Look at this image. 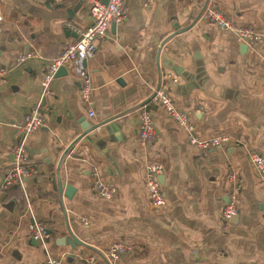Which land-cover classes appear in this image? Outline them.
Listing matches in <instances>:
<instances>
[{"label":"crops","instance_id":"obj_1","mask_svg":"<svg viewBox=\"0 0 264 264\" xmlns=\"http://www.w3.org/2000/svg\"><path fill=\"white\" fill-rule=\"evenodd\" d=\"M127 18L110 28L84 62L93 80L95 116L81 98L75 66L66 67L43 100L45 126L29 137L24 189L0 194V264H105L116 243L130 250L117 264H264V180L249 155L264 156V0H125ZM213 8L261 35L237 41L203 18ZM0 186L13 162L19 127L37 107L52 60L91 25L87 0H0ZM177 29H180L177 31ZM34 54L16 65L19 55ZM161 83L201 139L230 143L201 151L153 100ZM172 84L174 86L172 87ZM155 141L140 143L142 110ZM98 142L77 140L83 128L107 123ZM119 125L109 135L106 127ZM103 144V147L100 144ZM164 165L163 209L152 207L146 168ZM118 189L113 200L91 190L94 173ZM235 174L236 182L230 181ZM71 186L70 197L61 195ZM235 194L238 219L228 231L222 213ZM47 227L45 246L32 236ZM68 230L90 248L67 245ZM90 257L94 262H90Z\"/></svg>","mask_w":264,"mask_h":264},{"label":"built area","instance_id":"obj_2","mask_svg":"<svg viewBox=\"0 0 264 264\" xmlns=\"http://www.w3.org/2000/svg\"><path fill=\"white\" fill-rule=\"evenodd\" d=\"M157 0H143V5L150 8ZM89 13L91 17V25L80 32L77 42L65 48L60 55L51 61L47 67L42 79V93L40 101L35 109H33L26 117L22 126L19 127L20 140L13 148V162L10 170L0 186V194L3 190L18 186L24 189L25 181L30 178L34 171L27 166L26 144L30 136L45 126V113L42 107L43 100L50 94V85L56 78V74L62 67L75 66L77 75L80 79V92L83 102L88 108L90 117L95 116L94 99H93V80L89 71L83 66L84 62L92 58L98 49V45L107 40L112 25H121L127 18V8L125 0H87ZM203 18L213 23L219 30L232 33L238 42L256 46L261 41V35L251 27L238 26L220 11L207 8L203 13ZM2 18L0 17V20ZM34 54L19 55L15 59V64L19 65L26 61L28 57ZM264 63V57L262 58ZM8 67H0V76L5 77L8 74ZM153 100L166 109L171 119L181 126L188 134L190 143L201 151H207L213 148H219L230 143L229 137H212L201 139L195 135L194 125L189 117L177 109L172 97L167 89H159ZM140 119V143L143 146L149 145L157 138L154 127L153 117L149 110H142L139 115ZM249 159L254 166L258 176L264 180V156L260 153L252 152ZM165 167L160 163H151L146 168V185L149 191L151 205L157 209H163L166 206L165 195L162 191L159 178L164 174ZM230 181L236 182L235 174L230 175ZM92 192L106 200H113L118 194V189L112 185L105 183L99 173H94L91 185ZM237 198L235 194H231L223 213V228L228 231L232 219L238 215ZM32 236L42 246H45L47 227L34 220L31 226ZM129 248L122 244H113L107 251L106 258L113 264L121 261L124 254L129 252ZM90 262H94V258L90 257ZM43 264H62V261L55 260L48 256Z\"/></svg>","mask_w":264,"mask_h":264},{"label":"water","instance_id":"obj_3","mask_svg":"<svg viewBox=\"0 0 264 264\" xmlns=\"http://www.w3.org/2000/svg\"><path fill=\"white\" fill-rule=\"evenodd\" d=\"M108 0H103V2H107ZM112 27H114V25H112ZM180 30V29H177V31ZM64 72H66V67H62L59 69V71L57 72L56 76L57 75H60V74H64ZM174 86V84H172V87ZM161 87V83L159 84L158 88H157V91L160 89ZM155 94L153 95V98H154ZM123 115L119 116V117H116L115 119L109 121V122H105L103 124H97V125H94V126H90L89 128H83L84 130V134L79 137V139L77 140L78 141H81L82 139H85L86 141H90V142H98V139H97V136H96V132L98 131V129L102 126H107V124H110L111 122H113L114 120L122 117ZM116 127H120L119 125H112V126H108L106 127V131L108 132L109 135H113V130L116 128ZM102 147H103V144L101 143L100 144ZM58 187H59V192L61 195H64L65 197H70L69 193L72 192V187L71 186H66V187H62V180H60V177L58 176ZM71 198V197H70ZM238 215H236L232 221L234 220H237L238 219ZM68 233H69V237L67 239V245L70 246L73 250H75L77 247H85V248H90L91 250L93 251H96L95 249H93V247H89L87 246L85 243H83L82 241H80L78 238H76L69 230H68ZM103 259V261L105 262V264H113L111 263L107 258L105 257H101Z\"/></svg>","mask_w":264,"mask_h":264}]
</instances>
